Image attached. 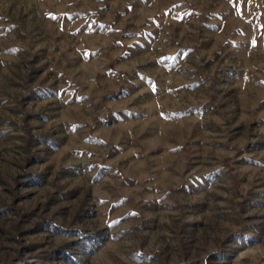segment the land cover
<instances>
[{
	"label": "rangeland",
	"instance_id": "obj_1",
	"mask_svg": "<svg viewBox=\"0 0 264 264\" xmlns=\"http://www.w3.org/2000/svg\"><path fill=\"white\" fill-rule=\"evenodd\" d=\"M0 264H264V0H0Z\"/></svg>",
	"mask_w": 264,
	"mask_h": 264
}]
</instances>
